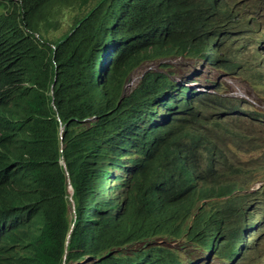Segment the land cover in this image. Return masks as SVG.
I'll list each match as a JSON object with an SVG mask.
<instances>
[{
  "label": "trees",
  "instance_id": "trees-1",
  "mask_svg": "<svg viewBox=\"0 0 264 264\" xmlns=\"http://www.w3.org/2000/svg\"><path fill=\"white\" fill-rule=\"evenodd\" d=\"M69 7V29L52 38ZM218 8L217 0H0V264H165L151 255L163 232L209 216L239 233L243 169L228 159L212 171L198 163L195 101L204 95L152 69L128 83L146 61L171 55L180 32L194 36L181 51L203 57L212 41L216 61L226 32L214 29L234 18L227 1ZM220 204L232 209L220 213ZM196 229L204 243V226Z\"/></svg>",
  "mask_w": 264,
  "mask_h": 264
},
{
  "label": "clouds",
  "instance_id": "clouds-1",
  "mask_svg": "<svg viewBox=\"0 0 264 264\" xmlns=\"http://www.w3.org/2000/svg\"><path fill=\"white\" fill-rule=\"evenodd\" d=\"M217 1L219 8L215 10L221 9L227 1L234 18L228 15L227 26L214 29L226 32L216 61L212 41L209 42L211 49L204 50L203 57L195 56L190 49L181 51L179 45L193 41L194 36L180 32L176 35L171 55L146 62L154 63L156 68L152 70L166 73L165 80L169 85L204 95L203 101L200 97L195 101L201 110L195 129L203 133L204 138L198 144L202 151L198 163L212 171L217 164L228 159L243 169V174L237 178L239 188L235 196L248 197L247 212L239 223V233L234 235L228 234L226 224L222 225L209 216L207 222L190 221L180 232L161 233L158 241L153 243L158 245V251L153 250L151 255L165 264H208L216 259L226 264H264V111H259L248 96L239 97L228 81L210 82V88H197L194 73L181 75V70L189 68L193 62L195 71L199 66L201 73L220 71L238 78L256 97L264 99V0ZM215 18L219 19L220 13L215 15L214 21ZM61 131L64 132V127ZM224 143L228 144L226 149ZM62 164L65 166V162ZM248 179L250 184L247 187ZM242 181L244 190H241ZM70 193L73 194L72 189ZM231 209L229 204L218 205L220 213ZM175 216L177 219L180 213ZM196 225L204 226V243ZM189 252L195 256L193 262L184 260Z\"/></svg>",
  "mask_w": 264,
  "mask_h": 264
},
{
  "label": "rangeland",
  "instance_id": "rangeland-1",
  "mask_svg": "<svg viewBox=\"0 0 264 264\" xmlns=\"http://www.w3.org/2000/svg\"><path fill=\"white\" fill-rule=\"evenodd\" d=\"M75 14V9L73 7L66 8L62 11L60 17L63 27L59 29L58 31L52 32V38H58L60 37L65 30H68L71 23V18ZM155 69L154 63H145L141 67L133 70L134 73L129 77L128 83L131 85L132 88H134L139 80H141L142 76L146 73L149 69ZM198 71L194 70V63L191 62L189 68H185L184 70H181V75L184 76L186 74L194 73V79H196L195 85H197V88H210V82H217L221 83L224 81H228L235 93L239 96H248L252 102L255 103L256 107L259 111H264V99L258 98L254 95V93L250 90V88L247 86L246 83L242 82L240 79L235 77H230L222 74L220 71H208L206 73H201V69L198 66ZM254 99V100H253ZM250 184L249 179L246 181V186L248 187ZM100 185V183H99ZM98 192L100 193V188H98ZM108 192H110V189L108 187ZM211 232V231H210ZM89 259H87L88 261ZM186 261L193 262L195 260V256H193L190 252L187 253V258H184ZM203 261V260H201ZM198 264H200L198 262ZM205 264V263H204ZM208 264H226L221 263L219 259L213 260L212 262Z\"/></svg>",
  "mask_w": 264,
  "mask_h": 264
},
{
  "label": "bare ground",
  "instance_id": "bare-ground-1",
  "mask_svg": "<svg viewBox=\"0 0 264 264\" xmlns=\"http://www.w3.org/2000/svg\"><path fill=\"white\" fill-rule=\"evenodd\" d=\"M207 51V50H206Z\"/></svg>",
  "mask_w": 264,
  "mask_h": 264
}]
</instances>
